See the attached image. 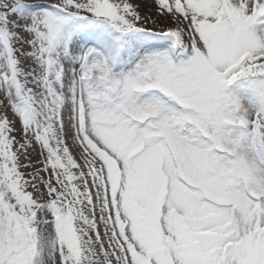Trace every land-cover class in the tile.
<instances>
[{"label":"snow or ice","instance_id":"6c2138e0","mask_svg":"<svg viewBox=\"0 0 264 264\" xmlns=\"http://www.w3.org/2000/svg\"><path fill=\"white\" fill-rule=\"evenodd\" d=\"M0 264H264V0H0Z\"/></svg>","mask_w":264,"mask_h":264},{"label":"rangeland","instance_id":"374dc122","mask_svg":"<svg viewBox=\"0 0 264 264\" xmlns=\"http://www.w3.org/2000/svg\"><path fill=\"white\" fill-rule=\"evenodd\" d=\"M33 162L35 163V160Z\"/></svg>","mask_w":264,"mask_h":264}]
</instances>
